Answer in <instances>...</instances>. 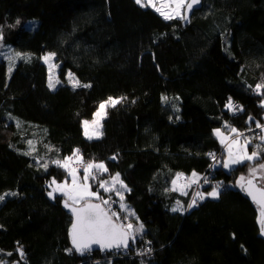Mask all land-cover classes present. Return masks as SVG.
Masks as SVG:
<instances>
[{
    "label": "trees",
    "instance_id": "obj_1",
    "mask_svg": "<svg viewBox=\"0 0 264 264\" xmlns=\"http://www.w3.org/2000/svg\"><path fill=\"white\" fill-rule=\"evenodd\" d=\"M0 43L26 53L10 74L0 58V264H264L257 206L233 186L248 162H218L207 172L218 198L187 209L190 192L171 188L179 173L206 172L222 149L214 128L264 125V0H202L186 24L135 0H0ZM110 96L101 136L86 138L82 121ZM72 152L123 183L143 228L127 248L72 247L63 196L47 195ZM99 192L102 205L115 197Z\"/></svg>",
    "mask_w": 264,
    "mask_h": 264
},
{
    "label": "rangeland",
    "instance_id": "obj_2",
    "mask_svg": "<svg viewBox=\"0 0 264 264\" xmlns=\"http://www.w3.org/2000/svg\"><path fill=\"white\" fill-rule=\"evenodd\" d=\"M141 6H148L153 8L156 12H158L163 18H172L177 17L183 19V9L188 0H135ZM26 57V53L17 51L12 49L11 47L4 46L0 43V58H3L7 62V73L10 74L16 63L23 57ZM42 62H44L47 66L49 73V83L50 86L53 87L60 80L57 78V62L55 61V55L53 53H44L41 56ZM65 81L78 85L79 81L71 74L67 73L65 77ZM118 98L116 97H107L102 100L96 110L93 112V115L90 119H84L82 121V129L83 134L86 138H98L101 136V125L102 119L105 115V109L109 105H113L117 102ZM239 106L237 105L236 110L232 112L238 111ZM214 135L216 136L219 143L222 145L223 150L220 154L219 163L221 164L224 170H230L238 164H242L244 162H248V166L244 173H241L237 176L235 180V184L233 186L238 187L244 184L249 178L253 177L257 183L261 186L262 182H264V125H258L257 127H250L244 131H236L231 130L228 132L223 130L222 128H214ZM248 134V135H247ZM252 145V149H249V145ZM77 160L83 161L81 156L77 155ZM261 158V159H260ZM260 159V160H258ZM216 164V163H215ZM61 165L68 170V176L66 179L61 181H51L48 185L47 195L50 198H53L56 194H60L63 196L64 203L72 204V205H81L86 202H91L97 199L101 193L99 189H106V186L112 185L117 190L114 191L115 197L111 198H119L122 199V193L120 191L119 184L121 183L118 176L114 175L111 180L105 181L104 179H99L98 176L104 172L105 165L102 162H87V164L82 169H75L72 167L67 159L61 162ZM98 179L99 185L95 190L91 187V179ZM205 181L201 179L199 174H194L191 177L187 175L186 184L179 183L178 175L174 179L171 184V188L179 193L185 194L190 192V199L185 209L190 206H195L197 202L202 201L205 198L216 199L218 198V194L220 191V186L217 184L214 186V183L210 185L213 187L209 191L199 190L197 191L194 200L192 201V197L194 196L196 187L202 185ZM264 184V183H263ZM118 185V186H116ZM119 188V189H118ZM123 191V190H122ZM109 199L103 198V207L109 211H111L112 207L109 202ZM192 201V203H191ZM106 202V203H105ZM181 205L178 203L176 207L178 209ZM113 206V204H112ZM112 211L110 215L117 220V218L112 215ZM122 213V214H121ZM119 214L125 218V220L129 223L127 226H124L131 238L133 236L138 235L142 231V227L137 223L133 222V213L132 211L126 207L123 203L122 207L119 210ZM118 214V217H119ZM263 217V211L260 212V218ZM118 221V220H117Z\"/></svg>",
    "mask_w": 264,
    "mask_h": 264
},
{
    "label": "water",
    "instance_id": "obj_3",
    "mask_svg": "<svg viewBox=\"0 0 264 264\" xmlns=\"http://www.w3.org/2000/svg\"><path fill=\"white\" fill-rule=\"evenodd\" d=\"M202 0H188L183 9V22L186 24L193 10L200 7ZM248 200L257 206L263 217L260 219L259 235L264 240V187L251 177L241 185ZM64 208L71 217L70 240L72 247L79 252L106 251L125 249L131 236L104 207L96 202L81 205L66 203Z\"/></svg>",
    "mask_w": 264,
    "mask_h": 264
},
{
    "label": "built area",
    "instance_id": "obj_4",
    "mask_svg": "<svg viewBox=\"0 0 264 264\" xmlns=\"http://www.w3.org/2000/svg\"><path fill=\"white\" fill-rule=\"evenodd\" d=\"M231 108H232V111H234V110H236V108H237V104L235 103V104H232V106H231ZM221 150L219 151V152H217V153H213V154H211L210 155V157H209V160H210V163H209V165L207 166V169H206V172H204V173H202V174H200V176H201V179H204V177H205V181H204V184L205 185H211V184H213L214 183V181L213 180H211L210 178H208V173H210V172H212L213 171V168H214V166L215 165H217V163L219 162V160H220V154H221ZM77 153H75V152H72V153H70L69 155H68V157H67V161H68V163L72 166V167H74L75 169H77V170H79V169H82L83 167H84V165H85V162L84 161H79V160H77ZM216 163V164H215ZM208 172V173H207ZM178 179H179V183H180V185L181 184H186L187 182H186V179H187V175H185V174H183V173H179L178 174ZM215 184V183H214ZM197 188V187H196ZM109 202H110V204H111V207H112V214H114V216L117 218V222L121 225V226H127L129 223L125 220V218H123L120 214H119V210H120V208L122 207V205H123V202L121 201V199H119L118 197L117 198H111V199H109ZM112 204H113V206H112ZM118 214H119V217H118ZM122 214V213H121ZM125 228V227H124ZM135 237V236H134ZM143 246H144V248L146 247V249H145V251H144V253L145 254H150V250H148L149 248L151 249V247H150V243L148 242V241H145L144 242V244H143ZM142 246V247H143ZM143 248V249H144ZM141 250H142V248H141Z\"/></svg>",
    "mask_w": 264,
    "mask_h": 264
},
{
    "label": "crops",
    "instance_id": "obj_5",
    "mask_svg": "<svg viewBox=\"0 0 264 264\" xmlns=\"http://www.w3.org/2000/svg\"><path fill=\"white\" fill-rule=\"evenodd\" d=\"M194 174H196V173H191V174H189L188 176H192V175H194ZM116 186H118V185H116ZM119 186H120V191H121V193H122V196H123V192H124V190H125V187H124V185H123V183L121 182L120 184H119ZM119 189V188H118ZM105 190H117L116 188H114L111 184L110 185H108V186H106V189ZM123 190V191H122Z\"/></svg>",
    "mask_w": 264,
    "mask_h": 264
},
{
    "label": "flooded vegetation",
    "instance_id": "obj_6",
    "mask_svg": "<svg viewBox=\"0 0 264 264\" xmlns=\"http://www.w3.org/2000/svg\"><path fill=\"white\" fill-rule=\"evenodd\" d=\"M264 182H262V185H263V187H264V184H263ZM261 185V184H260Z\"/></svg>",
    "mask_w": 264,
    "mask_h": 264
}]
</instances>
